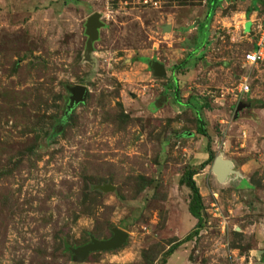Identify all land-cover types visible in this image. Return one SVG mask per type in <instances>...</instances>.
<instances>
[{
  "label": "rangeland",
  "instance_id": "374dc122",
  "mask_svg": "<svg viewBox=\"0 0 264 264\" xmlns=\"http://www.w3.org/2000/svg\"><path fill=\"white\" fill-rule=\"evenodd\" d=\"M261 1L218 0L200 55L207 0H0V264L264 262V63L243 64L253 32L240 16ZM95 11L103 24L85 57ZM74 84L88 92L64 121ZM187 100L210 136L204 165ZM216 156L232 163L224 180ZM187 168L202 225L165 255L197 222ZM115 226L128 234L120 247L76 254Z\"/></svg>",
  "mask_w": 264,
  "mask_h": 264
},
{
  "label": "water",
  "instance_id": "95a60500",
  "mask_svg": "<svg viewBox=\"0 0 264 264\" xmlns=\"http://www.w3.org/2000/svg\"><path fill=\"white\" fill-rule=\"evenodd\" d=\"M102 24L103 23L100 21L99 12L95 11L92 12L89 16H87L85 22V34L87 35L84 51L85 57L89 56V52L92 50L93 47V42L98 37V28L101 27ZM248 24L250 23L248 22ZM148 66L154 76L160 77L165 75V66L158 60H149ZM66 89L69 92V96L68 102L66 104L64 121L68 119L69 113L77 104L85 102L86 95L88 92L87 86L83 84L66 85ZM243 105H245L243 102L238 103L237 108L235 110V116L237 115L239 108ZM212 169L220 180H224L229 173L234 172V170L232 169L231 161L227 159L224 160L220 156H216V158L214 159ZM97 188L103 191H109L112 189V186H110L109 184H102L98 185ZM111 231L112 236L106 239H98L95 237H91L88 243L75 250L76 254L80 258H84L89 252L107 251L120 247L126 241V238L128 236L127 232L116 226L112 227ZM259 264H264V262Z\"/></svg>",
  "mask_w": 264,
  "mask_h": 264
},
{
  "label": "trees",
  "instance_id": "16d2710c",
  "mask_svg": "<svg viewBox=\"0 0 264 264\" xmlns=\"http://www.w3.org/2000/svg\"><path fill=\"white\" fill-rule=\"evenodd\" d=\"M258 2H260V0H258ZM218 3V0H207V5H208V8H207V13H206V17H205V20L203 21L202 24H200V30H201V34L199 36V41L198 43L196 44L195 46V49L194 51H199L200 55H202V50H201V47L206 43V33L204 32V28L205 26L208 25L209 21H210V18L212 17L214 11H215V7ZM261 4L262 5V8H258L256 7V10H258V12H262L264 11V1H261ZM247 12H251L252 10H255L254 9H246ZM193 52H190V55L192 54ZM187 63V59L181 61L180 63L177 64L178 67H184L185 64ZM173 83H174V89H175V101L176 103H181V99H180V94H179V91H178V86H177V79L175 77H173ZM186 103L191 106L195 112H196V117H197V132L200 133L201 135H204L207 137V145H206V148H207V151L209 152L208 154V158L206 161L202 162L201 165H204L206 164L207 162L210 161V159L213 158V151L212 149L210 148V136L207 132V129L205 128V121L203 119V117L201 116L200 112L198 110L195 109V106L191 104V102L189 100L186 101ZM195 173V170L193 168H187L184 173H183V176L181 178V183H184L189 189H190V192H191V196H190V200H189V210L190 212L197 218V222L195 223V227L193 230H191L186 236H184L181 240L177 241L175 244H173L166 252H165V255L168 254V253H171L177 246L178 244L182 243V242H185V241H188L192 238V236H194L195 234L198 233L201 225H202V220H203V216H202V209H203V202H202V199H201V195L199 193V189H198V186L196 185L194 179H193V175ZM92 193L94 194H99V191H93ZM164 255V256H165ZM162 258L161 262H165V258ZM263 260H264V257H263Z\"/></svg>",
  "mask_w": 264,
  "mask_h": 264
},
{
  "label": "built area",
  "instance_id": "2783aa9c",
  "mask_svg": "<svg viewBox=\"0 0 264 264\" xmlns=\"http://www.w3.org/2000/svg\"><path fill=\"white\" fill-rule=\"evenodd\" d=\"M258 10L255 9V15L249 19V34L253 32L252 48L243 55V64H259L264 63V11L260 16L257 15ZM245 29V27H244ZM238 92L247 93L249 91L248 76L242 75L238 81Z\"/></svg>",
  "mask_w": 264,
  "mask_h": 264
},
{
  "label": "crops",
  "instance_id": "0c3cea01",
  "mask_svg": "<svg viewBox=\"0 0 264 264\" xmlns=\"http://www.w3.org/2000/svg\"><path fill=\"white\" fill-rule=\"evenodd\" d=\"M246 10L245 11H243L242 12V14L240 13V16H242L243 17V22H244V27H245V30H246V25L248 24V22H249V19H251V18H253V16L255 15V11L254 10H252L250 13H249V17L248 18H246L245 16H246ZM250 23V22H249Z\"/></svg>",
  "mask_w": 264,
  "mask_h": 264
}]
</instances>
